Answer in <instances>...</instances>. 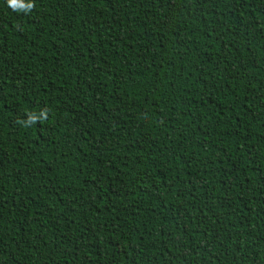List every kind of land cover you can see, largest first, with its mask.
I'll return each mask as SVG.
<instances>
[{"label":"trees","instance_id":"trees-1","mask_svg":"<svg viewBox=\"0 0 264 264\" xmlns=\"http://www.w3.org/2000/svg\"><path fill=\"white\" fill-rule=\"evenodd\" d=\"M20 3L0 264H264V0Z\"/></svg>","mask_w":264,"mask_h":264},{"label":"clouds","instance_id":"clouds-1","mask_svg":"<svg viewBox=\"0 0 264 264\" xmlns=\"http://www.w3.org/2000/svg\"><path fill=\"white\" fill-rule=\"evenodd\" d=\"M8 6L11 7L13 10H19L21 7H23L25 10H29L34 7V4H27V5H22L20 3V0H7ZM36 117L33 115H29L28 121L27 122H22V123H33L35 122Z\"/></svg>","mask_w":264,"mask_h":264}]
</instances>
